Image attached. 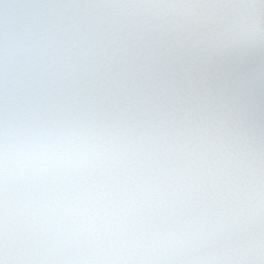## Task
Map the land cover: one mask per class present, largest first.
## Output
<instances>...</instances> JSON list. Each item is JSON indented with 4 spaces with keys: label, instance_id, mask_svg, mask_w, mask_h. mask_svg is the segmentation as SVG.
<instances>
[{
    "label": "clouds",
    "instance_id": "obj_1",
    "mask_svg": "<svg viewBox=\"0 0 264 264\" xmlns=\"http://www.w3.org/2000/svg\"><path fill=\"white\" fill-rule=\"evenodd\" d=\"M0 264H264V0H0Z\"/></svg>",
    "mask_w": 264,
    "mask_h": 264
}]
</instances>
